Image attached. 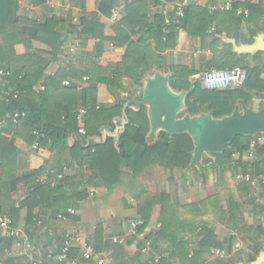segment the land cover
<instances>
[{"label": "crops", "instance_id": "crops-1", "mask_svg": "<svg viewBox=\"0 0 264 264\" xmlns=\"http://www.w3.org/2000/svg\"><path fill=\"white\" fill-rule=\"evenodd\" d=\"M46 1L44 7L36 6L31 16L26 12L31 0H17L18 15L38 21L46 15L67 18L66 23L58 24L64 40L59 51V59L52 60V56L43 54V52H52V48L40 43L19 44L15 48L16 53L25 55L38 52L46 57L50 61L45 71L46 76H54L60 69L71 64L85 71L88 65L83 63L79 56L83 53L93 55L99 40H89L83 49L80 48L70 65L65 63V57L69 46L80 41L78 33L82 30L81 18L86 14H99L100 23L104 26L103 36L109 39L103 44V53L98 61L100 66L107 69L105 74L109 78L108 82L100 83L97 87V112L94 121L99 133L96 131L92 136H87L86 141L79 133L66 135L67 144L72 146L79 141L85 143L86 147L92 142L91 139L97 144H104L111 137H104L103 132L114 128L113 121L122 115L123 104L137 98L139 90L143 87V81L140 87L126 74L117 77L120 78L119 85L112 83V79L116 78L113 75V66L123 61L128 48L127 43L124 42L121 46L115 41L114 27L120 20L113 21L114 8L108 15L100 12L102 2L109 3L111 0H66L65 2L51 0L53 6L47 5ZM190 1L191 5L207 8L211 14L216 12L217 21L205 39L191 37L187 32L179 30L176 37L170 41L171 47L167 46L166 37L161 38L156 35L157 30L153 27L157 25V20L164 23L165 17H173L174 5L164 3L162 0H144L140 4L144 9H148L149 13L146 22L138 20L140 27L135 28L136 34L131 38L132 45L138 46L139 50L148 54L153 68L142 80L154 76L157 72L169 75L171 78L170 67L182 66L193 73L191 80L201 81L202 75L214 68L212 52L209 49L214 34L221 33L224 42L223 37L235 38L241 45L253 44L255 38L262 32L260 25L246 24L243 20L242 23H235L234 32L229 34L231 10H225L224 6L231 0ZM127 2L131 0H116L114 3L122 9L121 19L125 16ZM70 22L78 29L75 31L71 29ZM123 39L121 41H125ZM245 56V65L264 66L263 55L258 58ZM84 76L86 75L82 78ZM261 79L264 81V72ZM82 81L72 80L71 86L81 92L84 85ZM7 85L6 79H0V90ZM42 87L44 86L40 84L35 86L34 90L43 91L40 90ZM252 107L255 110L264 108V93L255 94ZM2 135L13 140L18 148L21 176L44 169L45 172L39 178V183L48 185L47 181L54 180L55 175L66 168L64 181L57 183V187L59 186L57 194L61 195V199H65L61 203L64 209L61 212L72 209L76 211V215L68 221H61L50 211L38 208L35 211V224L28 226L25 220L27 209L23 210L15 226L21 231L19 239L5 240L0 232V244L4 241V248L12 251L11 256L1 252V262L61 264L54 258H49V254L58 255L64 237L72 232L81 234L94 248L91 260H85L82 251L74 249V257L70 255V259L76 260L78 264H144L149 257L142 253L146 242H151L152 253L166 260L167 264H219L222 260L228 264L249 263L264 249V186L254 188L236 179V174L239 172L255 175L264 173L252 166L257 156L255 154L253 159L248 158V149L243 155L237 152L232 157L233 163L241 157L247 165L246 171L240 167L238 169L228 167V160L224 165L218 166L205 157L203 168L192 169L185 173L153 167L145 170L140 176L131 177L128 171H124L119 186L110 190L104 184L101 185L97 173L92 172L88 165L78 166L69 152H63L62 146L48 141L46 144L42 143L40 150H33L34 143L41 138L36 137L37 139L35 138L34 143L30 145L22 139H13L14 134L9 129L4 130ZM250 142L251 140L249 144ZM246 143L245 139H241L238 145L242 147ZM11 174H15L13 168ZM30 189L31 183L24 182L12 195L8 184H2L0 197H12L19 206L28 196ZM47 204L52 203L48 200ZM144 216L146 219L143 218ZM136 220H143L144 226L140 229V235L135 236L130 234V222ZM162 228L165 232L159 236ZM27 244L32 246V250L28 255H20ZM237 245L240 247L237 248ZM203 247L204 250L210 251L202 255L200 249ZM217 250L224 251L225 256H217L215 254Z\"/></svg>", "mask_w": 264, "mask_h": 264}, {"label": "trees", "instance_id": "trees-1", "mask_svg": "<svg viewBox=\"0 0 264 264\" xmlns=\"http://www.w3.org/2000/svg\"><path fill=\"white\" fill-rule=\"evenodd\" d=\"M45 1L31 0V3L44 7ZM61 1L65 2L66 0ZM143 1L131 0V2H127L125 16L114 27L115 41L121 46L124 42L128 44L123 61L113 66V75L116 78L112 79V83L116 85L120 84V78L117 77L126 74L141 87L142 78L153 69L148 54L139 50L138 46H133L131 40L132 36L136 34L135 28L140 27L138 20L147 21L149 11L140 5ZM115 2L116 0H111L109 3L102 2L101 14L108 15L109 11L114 8ZM231 5L229 34L234 32V24L242 23L243 20L246 24L260 25V31L264 32V6L262 4L252 3L249 0L247 2L231 0ZM239 9L249 10L250 18L245 19L243 16H238L237 10ZM67 21V18L61 19L55 15H46L40 21L27 16H19L17 0H0V68L10 72V76L5 78L8 85L0 90V124L4 125V130L8 131L9 129L14 134L13 139H22L30 145L35 141L34 133L36 131L43 134L40 140L41 145L52 141L62 146L63 152H69L78 166L88 165L92 172L97 173L101 185L104 184L110 190L119 186L124 171H128L131 177H137L148 168L153 167L183 173L198 169L191 165L194 143L188 134L178 136L163 134L156 142H149L150 123L144 107L139 111H128L130 123L122 137L121 151L115 147L113 138L107 139L104 144H97L91 139L92 142L86 147L85 143L79 141L74 146L67 144V133L77 134L81 126L86 129L88 137L96 131L99 133L94 121L97 112V87L100 83L109 81L105 74L107 69L98 63L103 53V44L109 40L103 36L104 26L100 23L99 14H86L80 22L82 30L78 33V38L81 41V49L87 45L89 40H99L97 50L93 55L83 53L79 56L82 62L88 65V69L85 71L77 69L71 64L60 69L54 76H46L45 71L50 64L46 57L38 52L17 55L15 50L19 44L40 43L52 48V52H43V54H49L53 57L52 60L59 59V51L64 40L59 32L58 24ZM216 21V12L211 14L207 8L190 4L186 8L185 17L179 24L165 28L164 23L157 20V25L153 28L157 30L156 35L161 38L166 37L167 46L171 47L170 41L176 37L179 30L187 32L191 37L205 39ZM71 22L69 23L70 28L74 31L78 29ZM149 28L152 30L151 27ZM222 36L221 33L214 34L213 41L209 45L213 56L212 65L218 70L245 68L249 74L246 85L235 90L209 91L202 87L200 79L191 80L193 73L187 68L171 66V87L175 91L187 93V109L180 114V118L201 114H212L215 118L240 116L245 109L252 107L255 94L264 93V81L261 79L264 66L245 65L244 58L246 56L235 54L232 51V45L224 42L221 39ZM122 38L125 41H121ZM262 55L264 56V53H258L255 58ZM83 75L88 76L89 80L82 81ZM65 80H81L84 84L82 91L79 92L74 86H65L63 84ZM40 84L44 86V90L36 92L34 87L40 86ZM7 91L12 93L11 96L6 97ZM14 93H18L17 97ZM81 108L86 111L82 121L78 119ZM15 113L21 115L17 122L13 121ZM241 139H245L247 142L242 147L238 145ZM250 140L252 138L248 137L235 139L233 145L226 151L228 167L233 169L240 167L244 171L247 170V165L241 157L234 163L232 157L237 152L243 155L249 147ZM256 156L252 166L263 173L264 145L258 147ZM206 159L214 162L211 158L206 157ZM12 168L15 170V174H11ZM0 172V185L7 183L12 195L18 191L21 183H31L28 196L20 202L19 206L12 197H0V214L11 217L15 226L21 218L22 211L26 209L25 220L28 226L35 224V211L38 208L50 211L56 217L61 210H64L61 203L65 199H61V195L57 194L59 186L52 187L51 181L48 182L49 186L39 183V178L45 172L44 169L29 172L25 176L19 174L18 148L14 145L13 140L2 134H0ZM48 200L52 204H47ZM164 232L165 229L162 228L159 236ZM5 240L10 239L5 237ZM206 251L210 250H204V247L200 249L202 255ZM73 252L74 249L70 253L72 257H74ZM253 260L254 258L251 259V261ZM165 261L162 260L161 264H164ZM219 264L228 263L222 260Z\"/></svg>", "mask_w": 264, "mask_h": 264}, {"label": "water", "instance_id": "water-1", "mask_svg": "<svg viewBox=\"0 0 264 264\" xmlns=\"http://www.w3.org/2000/svg\"><path fill=\"white\" fill-rule=\"evenodd\" d=\"M233 47L237 55L255 56L264 53V32L259 33L253 44L239 45L235 38L223 37ZM187 93L175 91L170 84L169 75L160 72L143 80V87L137 98L123 104L122 115L114 119V128L104 131V137H111L115 147L121 151L122 137L130 123L128 111H139L146 108L150 123L149 142H156L161 135L178 136L188 134L194 143L191 165L201 169L204 158L214 160L218 165L227 161L226 151L238 137L255 138L264 135V108L245 109L240 116L215 118L212 114H201L182 117L180 114L187 109ZM87 140V138H85ZM240 264H264V249L255 260Z\"/></svg>", "mask_w": 264, "mask_h": 264}, {"label": "built area", "instance_id": "built-area-1", "mask_svg": "<svg viewBox=\"0 0 264 264\" xmlns=\"http://www.w3.org/2000/svg\"><path fill=\"white\" fill-rule=\"evenodd\" d=\"M250 1L254 3L257 0H250ZM259 1L260 4L264 5V0H259ZM162 2L172 3L174 5L173 17L172 18L165 17L164 19L165 28L171 25L179 24L181 20L185 17L186 8L191 4L190 0H162ZM46 4L53 6V2L51 0H47ZM231 7H232L231 2H227L224 6V9L230 11ZM35 8H36L35 4L29 3L26 7V12L32 16ZM237 14L243 16L245 19H248L251 16V12L249 10H244V9L237 10ZM121 16H122L121 7L115 6L112 14L113 21L117 22L121 20ZM75 22H77V20H75ZM80 48L81 46L79 40L72 43V45L69 46L65 57V63L67 65H70L73 62ZM8 76H10V72L0 68V79H5ZM248 79H249L248 71L243 67H236L234 69H222V70L211 68L208 71H206L201 77L203 88L209 91L241 89L246 85ZM82 80L86 82L89 80V77L84 76ZM64 85L71 86L72 81L65 80ZM40 90H44V87L40 88ZM11 94L12 93L8 91L5 93L6 97L11 96ZM14 95L15 97H17L18 93H14ZM127 96H129V94H127ZM85 114H86L85 109L81 108L79 110L78 119L82 121L83 116ZM20 116L21 115L19 113H15L13 115V121L17 122ZM3 133H4V125L0 124V134ZM78 133L84 138H87V131L83 126L79 128ZM34 135L37 138L43 137V134H40L37 131L34 133ZM261 145H264V135H258L257 137L252 138L247 151L248 158L253 159L258 150V147ZM32 148L33 150H40L41 149L40 141L37 140ZM65 171L66 168H64L62 172L57 173L55 175L54 180L50 182L52 187H55L57 183L61 182L65 178ZM236 179L239 181L246 182L254 188H257L259 186H264V173L255 175L253 173L245 174L239 172L236 174ZM46 183H48V181ZM75 215H76V211L70 209L65 213L59 214L57 218L61 221H68ZM143 226H144L143 220L131 221L130 234L135 236L140 235V229ZM0 232L4 237H7L12 240H16L21 237V231L15 227L13 219L9 216H4L2 214H0ZM236 247L239 248L240 245H237ZM73 249H80L82 251V255L85 260H91L93 258L94 248L92 244L88 240H86L81 234L76 232L68 233L64 237L61 252L56 256H54L53 254H49V258H54L57 262L61 264L63 263L78 264L76 260L70 259V253ZM31 250H32V246L30 244H27V246L20 253V255L23 256L28 255ZM1 252H4L6 256H11L12 254V251L9 250L8 248H3L2 244H0V253ZM142 253L149 256L148 260L144 264H161L162 258L152 253L151 242L145 243L144 247L142 248ZM215 254L221 257L225 256V252L220 250L215 251ZM0 264H12V263L1 262L0 260Z\"/></svg>", "mask_w": 264, "mask_h": 264}]
</instances>
